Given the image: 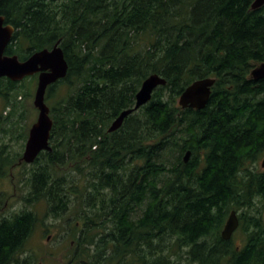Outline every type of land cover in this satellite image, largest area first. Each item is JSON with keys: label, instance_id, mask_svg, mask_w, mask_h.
Segmentation results:
<instances>
[{"label": "trees", "instance_id": "obj_1", "mask_svg": "<svg viewBox=\"0 0 264 264\" xmlns=\"http://www.w3.org/2000/svg\"><path fill=\"white\" fill-rule=\"evenodd\" d=\"M252 1L0 0L14 27L6 54L23 60L58 41L68 63L46 90L52 150L31 163L26 207L2 214L0 192V264L17 263L40 201L70 215L65 264H264V78L249 77L264 61V5ZM152 73L166 83L108 132ZM205 77L207 105L181 108ZM34 79L0 78V129L13 139L27 138L17 98ZM20 157L0 142V177ZM232 209L240 243L220 235Z\"/></svg>", "mask_w": 264, "mask_h": 264}, {"label": "water", "instance_id": "obj_2", "mask_svg": "<svg viewBox=\"0 0 264 264\" xmlns=\"http://www.w3.org/2000/svg\"><path fill=\"white\" fill-rule=\"evenodd\" d=\"M264 5V0H253L250 8L255 10ZM14 27L4 22V16L0 15V78L6 77L14 82H19L26 77L37 74L36 86L33 93V106L37 110L35 121L28 130L24 149L19 162L31 164L42 151H51L50 132L52 129V118L50 107L45 101V94L48 86L66 76L68 63L64 57L63 50L57 41L51 48H43L31 53L21 60L16 54H6L5 49L11 41ZM249 77L254 80L264 78V61L253 67ZM213 77H205L192 81L185 87L178 98V105L181 108L203 109L210 98L211 87L214 84ZM166 83L165 79L156 73L148 75L141 83L135 94V103L132 107L121 111L111 122L107 131L117 130L124 118L145 105L152 96L153 91L160 85ZM190 151L184 155V162H187ZM264 168V156L260 162ZM239 226V218L234 209L230 210L223 228L220 232L223 240L232 237Z\"/></svg>", "mask_w": 264, "mask_h": 264}, {"label": "rangeland", "instance_id": "obj_3", "mask_svg": "<svg viewBox=\"0 0 264 264\" xmlns=\"http://www.w3.org/2000/svg\"><path fill=\"white\" fill-rule=\"evenodd\" d=\"M36 80L34 79L33 83H30V90L25 89L26 93H31V96L23 97V95H19L17 98L22 101L20 108L25 111L23 113L25 120L20 124L24 122L28 125L27 132L37 116V110L33 106ZM55 100V98H51L46 100V103L51 106ZM3 104L4 102L0 98V111ZM6 111L8 110L6 109L3 115H6ZM15 114L10 122L13 120L17 121L18 113ZM1 131L0 129V142L9 144L12 151H19L22 155L24 145L21 147V143L25 144L26 140L13 139L11 134L6 135V133ZM263 156L264 153L258 160L257 166L259 168H262L260 162ZM20 159L17 162L19 165L12 167L10 173L6 176L0 177V192L3 193L5 199L1 213L7 216L26 207L24 197L28 194L29 186L26 184L25 177L28 176L29 171L33 167L31 164L20 165L23 162H19ZM32 208L37 214L38 221L26 241L23 251L19 254L16 264H65L74 249L73 240L69 236L71 230L70 219L65 220L70 215L68 217L53 218L47 211L46 204L43 201L35 204ZM241 237L242 233L236 230L233 234L234 243H240Z\"/></svg>", "mask_w": 264, "mask_h": 264}, {"label": "flooded vegetation", "instance_id": "obj_4", "mask_svg": "<svg viewBox=\"0 0 264 264\" xmlns=\"http://www.w3.org/2000/svg\"><path fill=\"white\" fill-rule=\"evenodd\" d=\"M33 76H36V78H37V74H35V75H33ZM5 204V203H4ZM3 209V208H2ZM2 212V211H1Z\"/></svg>", "mask_w": 264, "mask_h": 264}]
</instances>
